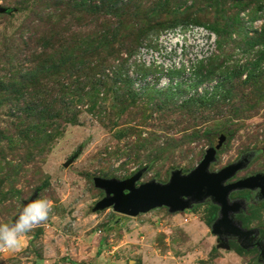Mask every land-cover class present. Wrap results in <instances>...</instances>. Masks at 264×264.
Masks as SVG:
<instances>
[{"label": "rangeland", "instance_id": "374dc122", "mask_svg": "<svg viewBox=\"0 0 264 264\" xmlns=\"http://www.w3.org/2000/svg\"><path fill=\"white\" fill-rule=\"evenodd\" d=\"M42 1L51 6L42 11L44 21L40 22V27L34 28L35 32L55 27L63 32L75 31L88 35L100 27L103 20L93 22L83 13H71L68 0ZM36 3L37 0H0V5L8 8L7 12L0 13V35L10 37L24 25H31ZM56 4L59 9L55 12L52 8ZM206 8L207 4L201 0H186L181 8V16L195 12L207 22L214 16L209 13L212 9L207 11ZM161 12L163 17L167 15L165 11ZM250 16L251 12L248 11L243 15L248 20L247 30L261 28L264 12L254 21H250ZM38 22L35 20L34 25ZM201 25L215 34L207 24ZM169 29L171 27L150 33L140 44L157 47L155 51H165L171 47L174 52L168 56L170 59L155 57L166 66H147L146 63L151 62L152 58L146 55L138 58L139 48L130 55L127 73L133 80V88L147 97L148 86L155 90L172 87L176 91L178 83L183 86L194 84L187 92L174 96L177 99L175 104L180 105L191 94L212 91L219 78L223 77L222 70L233 69L244 72L234 81L235 92L239 94L236 101L220 102L207 108L198 107L191 114L176 105H168L160 110L155 108L156 102L153 101L155 103L146 104L148 112L153 111L147 120L140 115L121 118L117 113L109 114L108 107L113 95L107 101L106 98L98 99L97 107L92 112L88 105L80 104L79 120L62 125L61 132L45 145L46 149L42 151L44 158L39 161L43 173L37 175L32 183L31 174L20 176L17 188H22L24 193L10 195L6 202L0 195V225L12 222L24 201L34 192V187L44 184L37 199H47L53 204L48 220L25 235L20 248L0 249V264H258L259 260L264 263L258 247L243 248L237 238L232 237L227 239L225 245L212 232V224L218 217L217 208L216 216L212 218V205L219 206L211 200L177 213L170 212L167 207L155 208L136 216L119 213L112 207L93 210L96 202L105 195L104 190L94 183L96 176L124 179L147 167L138 184L152 179L167 182L173 169L183 168L187 172L196 167L206 149L216 144L222 134L226 140L211 170L221 169L242 155L252 153L251 162L235 179L264 171V101L256 103L261 83L252 86L242 84L246 78V68H256L257 73L264 72V46L257 44L252 50H246L231 42L219 48L216 36V47L210 50L207 49L206 38L185 36L186 45L180 53L178 49L180 51L181 47L176 45L175 37H170L167 44L159 41L162 32ZM243 38L242 34L239 39ZM213 58L221 63L214 64L219 66L216 75L212 80L197 83L200 78L198 71L205 72L210 68ZM240 92L250 97L244 99ZM239 98L243 100L239 101ZM233 102L243 104L235 107ZM234 110L237 115H233ZM223 116L232 119L231 124L238 128L233 135L229 132L231 125L229 130L209 135L210 141L204 138L183 141L176 146L174 153L167 151L161 154L155 149L158 144L166 142L167 137H180L195 127L206 129L216 125ZM3 123L4 126L6 123ZM132 128L141 130V134ZM124 131L126 134L118 136ZM152 139L153 142H150ZM9 151L6 148L8 158L11 157ZM72 157L74 160L65 166L64 163ZM30 184H34L33 188ZM9 187L5 185L2 190L7 191ZM250 193L246 189L233 193V199L245 198L247 202L245 212L237 218L245 227H257L264 237V201L253 199Z\"/></svg>", "mask_w": 264, "mask_h": 264}, {"label": "trees", "instance_id": "16d2710c", "mask_svg": "<svg viewBox=\"0 0 264 264\" xmlns=\"http://www.w3.org/2000/svg\"><path fill=\"white\" fill-rule=\"evenodd\" d=\"M185 1L68 0L71 13H83L84 17H90L93 22L103 18L100 27L88 35H83L75 31L63 32L55 27L33 31L44 21L42 11L51 6L48 2L37 0V8L32 10L31 19L34 21L31 25H24L10 37L0 35V195L3 201H7L8 196L15 193H24L22 188H17L22 174H31L32 183L37 175L43 173L42 163L39 161L44 158L42 151L46 149L45 145L50 144L61 132L62 125L79 120L80 104L88 105L92 112L97 107L98 99L106 98L107 101L113 95L112 103L108 107L109 114L117 113L121 118L126 115L134 118L140 115L147 120L153 111L149 113L146 104L155 101V108L160 110L168 105L175 106L177 99L174 96L187 92L194 85L183 86L178 83L176 91L172 87L155 90L148 86L147 97H143L138 89L133 88V80L127 73L128 60L150 33L183 25L181 23H205L215 32L219 48L231 42L246 50H252L257 44L264 46V22L261 28L249 31L248 20L243 17L247 11L251 12L250 21L262 17L264 0H201L207 4V11L212 9L209 13L214 16L207 22L195 12L181 16ZM149 2L151 3L148 6ZM52 9L56 12L59 9L58 4ZM161 11H165L167 15L163 17ZM35 20L39 21L36 25ZM242 34L244 38L239 39ZM212 61L213 65L205 72L198 71L200 78L197 83L212 80L216 75L219 66L214 64L221 63L215 58ZM246 69V78L242 84L252 86L261 83L256 102L260 103L264 101V72L257 73L256 68ZM226 71L222 70L223 77L219 78L212 91L191 94L176 106L191 114L198 107L207 108L220 102L236 101L239 94L235 92L237 88L234 81L244 72L233 69L228 73ZM240 93L244 99L250 97L249 94ZM239 103L233 102V105L236 107ZM223 117L216 125L206 129L195 127L180 137H167L166 142L158 144L155 149L161 154L167 151L174 153L176 146L183 141L203 138L210 141L211 135L230 129L228 127H231L232 119ZM3 122L6 123L4 126ZM132 129L141 134V130ZM236 131L238 128L232 125L230 134L233 135ZM124 134L125 131L118 136ZM6 148L10 150V158ZM5 185L10 186L7 191L2 190ZM29 186L33 188L34 184ZM43 187L44 184L33 188L34 192L40 188L38 197ZM212 207L214 219L218 207ZM258 264L264 263L262 261Z\"/></svg>", "mask_w": 264, "mask_h": 264}, {"label": "water", "instance_id": "95a60500", "mask_svg": "<svg viewBox=\"0 0 264 264\" xmlns=\"http://www.w3.org/2000/svg\"><path fill=\"white\" fill-rule=\"evenodd\" d=\"M8 8L0 5V13L7 12ZM226 136H219L216 144L206 149L204 157L196 167L190 171L175 168L171 171L170 179L161 182L157 179L138 182L141 180L147 167L124 179L96 176L94 183L104 190L105 195L96 202L93 210H105L112 207L115 211L136 216L155 208L167 207L170 212L177 213L193 208L196 204L211 200L219 206V215L212 224V232L227 245L229 237H235L243 248L258 245L261 258H264V243L260 239H253L259 233L258 228H246L235 218L236 213L245 210L247 202L244 198L232 199L231 194L238 190H257L260 199L264 200V171L242 176L232 180L239 171L245 169L252 159V153L242 155L237 161L221 169L211 170V165L217 160L218 151ZM74 157L64 163L68 166ZM39 190L25 200L11 225L18 218L22 209L38 197Z\"/></svg>", "mask_w": 264, "mask_h": 264}, {"label": "clouds", "instance_id": "9594fccd", "mask_svg": "<svg viewBox=\"0 0 264 264\" xmlns=\"http://www.w3.org/2000/svg\"><path fill=\"white\" fill-rule=\"evenodd\" d=\"M53 204L47 199H37L28 203L11 225H0V249H18L23 237L46 222Z\"/></svg>", "mask_w": 264, "mask_h": 264}, {"label": "built area", "instance_id": "2783aa9c", "mask_svg": "<svg viewBox=\"0 0 264 264\" xmlns=\"http://www.w3.org/2000/svg\"><path fill=\"white\" fill-rule=\"evenodd\" d=\"M185 36H200L206 38L205 40L207 42V49L213 50L216 47V35L213 32H210L208 28H206L204 25L194 23L188 24L186 26L179 25L169 30H165L164 32H162L159 41L161 43L167 44L168 40H170L172 37H175L177 39L176 45H179V48L181 47L180 51L178 49V52L182 53L183 48L186 45ZM155 50H157V47L148 46L147 44H144L139 47L137 57L140 58L141 56L146 55L152 58L151 62L148 61L146 63L147 66H166L165 64L157 61L155 57L157 56L156 58H159L160 56L164 60L170 59L168 56H170L171 53L174 52L172 48L170 47L168 49H165V51Z\"/></svg>", "mask_w": 264, "mask_h": 264}, {"label": "flooded vegetation", "instance_id": "af4514ba", "mask_svg": "<svg viewBox=\"0 0 264 264\" xmlns=\"http://www.w3.org/2000/svg\"><path fill=\"white\" fill-rule=\"evenodd\" d=\"M240 172V171H239ZM238 172V173H239ZM238 179V178H237ZM232 180H235V178H233ZM248 191H250L251 193V197L254 199H256L257 198V200L258 201H264L263 199H260V197H259V195H258V191L257 190H248ZM235 192H237V191H234V192H232V194H231V198H232V195H233V193H235ZM233 199V198H232ZM236 199V198H235ZM245 199V198H244ZM245 212V210H242L241 212H239V213H236V215H235V218H237L240 214H242V213H244ZM218 215H219V207H218ZM238 219V218H237ZM243 225V224H242ZM245 227V226H244ZM246 228H248V227H246ZM252 228H257V227H252ZM229 238H231V237H229ZM232 238H234V239H236L235 237H232ZM257 239H260L261 241H263V243H264V237L261 235V232H260V230H259V233L256 235V237L253 239V241H255L256 242V240ZM238 240V239H237ZM253 247H258V245H256V246H253ZM259 248V247H258ZM262 259V258H261ZM260 261V260H259ZM258 261V262H259ZM260 262H262V261H260Z\"/></svg>", "mask_w": 264, "mask_h": 264}]
</instances>
